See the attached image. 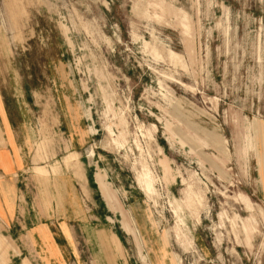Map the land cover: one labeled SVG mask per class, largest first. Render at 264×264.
<instances>
[{
    "label": "rangeland",
    "instance_id": "obj_1",
    "mask_svg": "<svg viewBox=\"0 0 264 264\" xmlns=\"http://www.w3.org/2000/svg\"><path fill=\"white\" fill-rule=\"evenodd\" d=\"M0 67L31 199L76 204L70 264H110L101 234L146 264L121 209L153 264H264V0H0Z\"/></svg>",
    "mask_w": 264,
    "mask_h": 264
},
{
    "label": "crops",
    "instance_id": "obj_2",
    "mask_svg": "<svg viewBox=\"0 0 264 264\" xmlns=\"http://www.w3.org/2000/svg\"><path fill=\"white\" fill-rule=\"evenodd\" d=\"M3 73L5 72L0 67V251H4L0 254V264H70L74 231L71 223H68L69 220L64 219L71 215V209L73 206L76 207V204H70L64 215L55 218L56 222H48L47 218L52 216L51 212L47 213L41 200L31 199L26 188L29 184L23 176L29 167L23 139L27 123L24 117L19 119L14 114L7 99L8 90L10 88L14 90L12 92L15 93L13 95L21 108L19 111L22 116L24 114L22 109L26 105L25 99L22 98L18 86L14 88V85L10 84L9 88L6 87L1 76ZM76 166L77 170L73 167L71 170L84 185L86 175L81 163H77ZM48 174L49 171L44 166L35 165L33 174L35 178H45ZM106 176L101 170L97 172L96 182L99 190L109 207L114 210L120 209L117 207L116 192ZM121 216L122 228L132 236L143 262L153 264L150 254L143 252L146 243L152 244L149 241L147 227L137 222L132 210L121 209ZM99 239L109 257L111 256L110 264H117L113 259L115 252L111 237L101 234ZM113 239L122 247L121 240L116 234H113ZM162 250L164 252V249Z\"/></svg>",
    "mask_w": 264,
    "mask_h": 264
},
{
    "label": "bare ground",
    "instance_id": "obj_3",
    "mask_svg": "<svg viewBox=\"0 0 264 264\" xmlns=\"http://www.w3.org/2000/svg\"><path fill=\"white\" fill-rule=\"evenodd\" d=\"M146 168V167H145ZM144 171V170H143ZM142 173V172H141ZM142 176H143V174H142ZM141 177V176H140ZM141 179V178H140ZM139 179V180H140ZM155 181V179H154V177H153V175H152V173L150 172V169H147V171L144 173V176H143V178L141 179V183H142V185L143 184H146L147 186H150L151 185V182H154ZM139 182V181H138ZM138 233V232H137ZM141 240V239H140Z\"/></svg>",
    "mask_w": 264,
    "mask_h": 264
}]
</instances>
